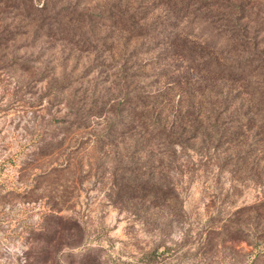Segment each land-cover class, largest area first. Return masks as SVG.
I'll use <instances>...</instances> for the list:
<instances>
[{"label": "rangeland", "instance_id": "obj_1", "mask_svg": "<svg viewBox=\"0 0 264 264\" xmlns=\"http://www.w3.org/2000/svg\"><path fill=\"white\" fill-rule=\"evenodd\" d=\"M242 2L0 0V264H264Z\"/></svg>", "mask_w": 264, "mask_h": 264}, {"label": "trees", "instance_id": "obj_2", "mask_svg": "<svg viewBox=\"0 0 264 264\" xmlns=\"http://www.w3.org/2000/svg\"><path fill=\"white\" fill-rule=\"evenodd\" d=\"M235 1H239V4H233V2H235ZM242 1L243 0H230V4L228 6L230 8L232 6L238 7L237 9H239V11L241 12V14L237 15L238 16L237 19L240 20V21L248 18V14H246V13L248 12V9H249V11H250V9H252V5H253V3H251V5L249 6V8H246L244 10V8L246 6H248L250 3L247 2V3H244V5H243V2ZM211 3H213L211 5H216L218 9H221L222 10V8H225V6H222L221 4H216L214 2H211ZM253 7H254V5H253ZM234 20H235V18H234ZM247 24H245L244 26H242V29H243V31L241 32V34L243 35V36H241L242 37V40L248 39V36H246L248 34V29H247L248 25ZM233 33L234 32L231 33V35H230L231 37L229 39H231V40L232 39L237 40V36L238 35L233 34ZM214 118H216V116H214Z\"/></svg>", "mask_w": 264, "mask_h": 264}]
</instances>
